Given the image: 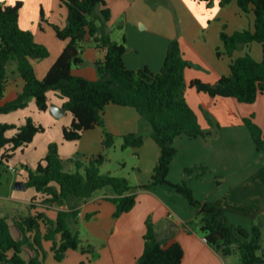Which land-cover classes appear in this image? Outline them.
I'll return each instance as SVG.
<instances>
[{
    "label": "trees",
    "instance_id": "1",
    "mask_svg": "<svg viewBox=\"0 0 264 264\" xmlns=\"http://www.w3.org/2000/svg\"><path fill=\"white\" fill-rule=\"evenodd\" d=\"M208 5L213 0H200ZM232 0H220L225 6ZM244 12L253 11V29L237 30L228 34L221 32L225 53L232 56L243 46L257 41L263 46V59L256 60L251 53L232 59L231 72L215 83L193 79L191 86L211 97H233L240 102L254 103L264 93V0H237ZM68 7L65 26L53 25L58 38L68 40L67 45L51 66L44 78L37 77L33 61L47 58L48 47L35 40L30 30L19 25L22 1L14 4L0 2V98L4 96L8 82V63L16 61L17 71L25 80L18 96L0 106V116L24 108L34 99L39 110L49 107L48 93L55 91L66 99L64 108L71 112L72 122L63 127V138L76 141L82 134L96 126H105V108L108 104L132 106L152 127V138L159 145L161 153L153 168L151 179L140 185H133L127 176H116L102 172L105 153L82 158H70L75 170L66 169L56 143H51L47 155L35 168H26L24 175L27 187L34 188L38 195L30 207L37 205L50 208L67 206L51 218L45 211L36 210L13 219L20 237L12 232L8 217L0 214V264H47L48 250L44 241H50L54 259L61 262L69 250L80 249L92 253L94 246L84 245L79 230L70 227V221L77 222L78 206L93 197L100 190H109L106 198L116 205L114 217H120L134 208L137 190L152 189L157 185L169 186L187 199L197 209L196 217L189 225L199 226L208 244L223 257L238 253L242 264H264V234L262 223L258 222L249 232L242 226H234L223 217V209L212 200H199L189 183L191 176L200 177L211 170L203 163L184 169L186 178L174 183L168 179L170 166L178 149L176 137L186 135L192 138L205 136L194 110L188 104L185 91V70L190 62L184 57L177 38L170 41L162 68L152 72L148 67L138 70L125 65V41L118 42L107 32L111 10L106 0H62ZM87 39H92L102 53L95 66L98 77L95 80L75 75L73 67L84 63V49ZM254 114L244 118L258 151L264 153V129L255 121ZM211 121V120H210ZM10 129L14 134L8 135ZM45 127L28 117L17 126L0 123V169L8 165L18 149L30 144ZM122 147H140L145 137L138 133L124 135ZM103 145L109 149L115 144V135L104 132ZM91 215H87L90 218ZM172 235L174 232L172 231ZM29 250V257L24 255ZM184 249L178 241L166 246L159 238L155 223L146 220L144 249L138 258L139 264H180Z\"/></svg>",
    "mask_w": 264,
    "mask_h": 264
},
{
    "label": "crops",
    "instance_id": "2",
    "mask_svg": "<svg viewBox=\"0 0 264 264\" xmlns=\"http://www.w3.org/2000/svg\"><path fill=\"white\" fill-rule=\"evenodd\" d=\"M16 1L19 0H0L6 4ZM20 1L23 2L19 15L20 27L32 31L35 40L46 45L50 51L47 58L33 61L36 75L42 79L68 43V40L57 37L53 27L65 26L68 7L62 0ZM106 7L111 10L106 30L112 39L125 41L124 62L128 68L138 70L148 67L152 72H158L163 66L168 45L175 38L180 42L184 57L190 62L185 70V97L207 134L196 138L186 135L175 138L178 152L171 163L168 179L174 183L181 182L186 178V167L198 163L208 165L211 170L206 174L188 178L195 197L212 200L221 206L226 221L244 227L249 232V239L258 222L262 223L264 234V153L257 150L251 132L244 123L245 117L254 114L255 121L264 129V93L254 103H244L233 97L213 98L190 84L193 79L215 83L221 76L230 74L232 59L248 52L256 60L263 59V46L257 41L229 56L225 53L221 39L223 30L232 34L237 30L253 29L254 12H244L237 0L225 6L220 5V0H213L210 5L200 0H106ZM83 56L90 66L73 67V73L91 80L97 79L95 62L102 57V53L92 39L86 40ZM24 85L25 80L18 74L17 65L8 68V82L4 96L0 98V106L14 100ZM48 99L59 107H64L66 101L55 91L48 93ZM32 103L33 99H30ZM68 112L65 109L58 116H66V119L55 121L62 130L72 122V114L69 116ZM47 116L56 120L49 113ZM104 117L105 126L87 130L79 139L82 144L79 153L83 159L101 153L98 145L102 143L105 130L116 138H123L128 133L142 134L145 137L144 144L132 147L137 157L134 168L137 182L132 184L148 182L161 153L159 145L152 138L150 123L134 107L117 104H108ZM62 135L56 133L57 142H61ZM62 147L66 145L63 143ZM59 152L61 157L70 155L63 154L61 150ZM45 155L44 147L38 156L39 161ZM31 163L26 166L32 168ZM144 171L146 175H140L139 172ZM213 177L217 183L212 181ZM20 180L25 182L24 175ZM109 195V190H100L83 201L78 206L77 222L71 221L79 232L77 225L85 222L90 235L102 241L101 246H94L93 258L88 262L80 257L82 264H139L148 217L155 223L157 234L166 241V246L174 241L182 245L184 256L180 264H242L237 252L223 257L208 244L199 226L188 224L196 217L197 209L169 186L157 185L152 189L137 190L136 205L120 217H114L116 205L106 198ZM16 199L25 205L5 209L4 216L8 217L11 224L15 217L36 210L45 211L54 219L59 210L67 208H46L41 205L33 208L30 207L32 199ZM23 208L26 209L24 213ZM87 215L91 217L87 218ZM15 229L18 234L14 236L19 238L21 235ZM44 246L48 256L54 257L50 250L51 242L44 241ZM70 251L73 250H69L66 257Z\"/></svg>",
    "mask_w": 264,
    "mask_h": 264
},
{
    "label": "rangeland",
    "instance_id": "3",
    "mask_svg": "<svg viewBox=\"0 0 264 264\" xmlns=\"http://www.w3.org/2000/svg\"><path fill=\"white\" fill-rule=\"evenodd\" d=\"M39 60H43V59H39ZM14 65H17V63L16 61L12 60L8 63V68ZM79 66H83L86 68L89 67L90 65L86 61H84V63ZM48 103H49L48 109L42 111V110H38L34 99L32 104H30V100H29L26 107L11 111L9 113L2 114L0 116V123H10L20 126L21 124L25 123L28 117H31L45 127L44 131L39 132L36 135L34 141H32L30 144H28V146L24 147L23 149H18L15 155L8 162V165H5L0 169V214L2 215H5L6 208L8 209L12 206L18 207L21 205H25L24 202L18 201V199L16 198H24L26 200H31L35 197V195H38V192L34 188L30 187L27 189H19L16 187V183L20 181V178L23 175L26 174L25 166L27 164H30V162H32L31 163V165L33 166L32 168H35L37 166L39 162L38 156L39 154H42V149H44V147L46 148V155L48 153V148L51 143H56L58 145L59 151L61 150L63 154L70 153L69 157L68 155L62 156L63 159L65 160L66 169L70 171H74L76 169L75 165L71 161H69L70 158L83 159L82 154L79 153L80 152L79 150L82 145L80 140L66 141L63 139V135H62L61 142L56 141L57 140L56 133H63V132L55 121L64 120L66 119V116L58 117L57 115H55L52 111V107L57 106V104L52 101H48ZM48 113L53 115V117L56 120L50 119L47 116ZM68 115L71 116V112H68ZM14 132L15 129H10L8 131V135H12L14 134ZM123 142H124V138L115 137V144L113 147L109 149H107L102 143L98 145L99 150H101V152L105 153L107 156L105 163L101 167V171L104 173L111 172V174L116 176H127L129 177L131 183L136 184L137 176L135 174L134 168L137 164V157L134 154L132 147H127V148L122 147ZM63 143L66 145V147L64 148L62 147ZM10 166L14 167L16 171L10 169L9 168ZM139 173L140 175H146L145 171ZM149 179H151V176ZM212 181L217 183L214 177L212 178ZM25 210L26 209L23 208L22 212L24 213ZM243 219L245 220V218ZM77 226L80 228V237L84 245L90 244L88 242H91L92 243L91 245L93 246L95 245L101 246L102 241L99 238H95L94 236L92 237V235H90L85 222L82 221ZM70 227L75 230V226L72 224L71 221H70ZM12 230L14 235L17 236L18 232L16 231L14 226L12 227ZM92 253H83L80 249L73 250L70 251L67 257L61 262L56 261L54 257L47 256L46 263L47 264H82L83 261L82 259H80V257H84L83 260L88 262L89 259L93 258ZM31 254L32 253L29 250H26L24 253L26 257H29Z\"/></svg>",
    "mask_w": 264,
    "mask_h": 264
},
{
    "label": "water",
    "instance_id": "4",
    "mask_svg": "<svg viewBox=\"0 0 264 264\" xmlns=\"http://www.w3.org/2000/svg\"><path fill=\"white\" fill-rule=\"evenodd\" d=\"M52 111L55 115L59 116L61 113L65 112V108L59 106H53ZM16 187L19 189H25L26 184L24 181L20 180L16 183Z\"/></svg>",
    "mask_w": 264,
    "mask_h": 264
},
{
    "label": "built area",
    "instance_id": "5",
    "mask_svg": "<svg viewBox=\"0 0 264 264\" xmlns=\"http://www.w3.org/2000/svg\"><path fill=\"white\" fill-rule=\"evenodd\" d=\"M10 169H12V170H15V171H16V169H15L14 167H12V166H10Z\"/></svg>",
    "mask_w": 264,
    "mask_h": 264
}]
</instances>
